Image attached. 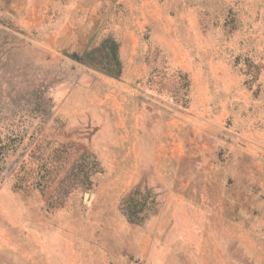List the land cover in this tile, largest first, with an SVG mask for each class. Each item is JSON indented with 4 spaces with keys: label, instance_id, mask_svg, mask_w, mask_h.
I'll use <instances>...</instances> for the list:
<instances>
[{
    "label": "rangeland",
    "instance_id": "374dc122",
    "mask_svg": "<svg viewBox=\"0 0 264 264\" xmlns=\"http://www.w3.org/2000/svg\"><path fill=\"white\" fill-rule=\"evenodd\" d=\"M10 13L0 264H264V0H103L77 49Z\"/></svg>",
    "mask_w": 264,
    "mask_h": 264
},
{
    "label": "crops",
    "instance_id": "0c3cea01",
    "mask_svg": "<svg viewBox=\"0 0 264 264\" xmlns=\"http://www.w3.org/2000/svg\"><path fill=\"white\" fill-rule=\"evenodd\" d=\"M102 2L103 0H0V6L6 4L10 14L15 16L16 26L25 30L38 26L44 16L41 12L52 9L55 15L56 10L60 22L55 15L59 25L49 37L55 38L57 44H63V48L77 49L92 35L96 14Z\"/></svg>",
    "mask_w": 264,
    "mask_h": 264
},
{
    "label": "trees",
    "instance_id": "16d2710c",
    "mask_svg": "<svg viewBox=\"0 0 264 264\" xmlns=\"http://www.w3.org/2000/svg\"><path fill=\"white\" fill-rule=\"evenodd\" d=\"M103 70H105L106 72H110L109 69L103 68ZM3 156H4V150L0 147V158H2Z\"/></svg>",
    "mask_w": 264,
    "mask_h": 264
}]
</instances>
